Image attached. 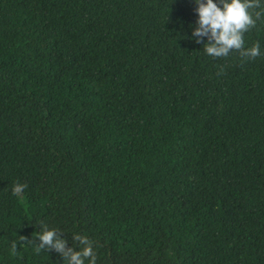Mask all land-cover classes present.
<instances>
[{"label":"trees","instance_id":"trees-1","mask_svg":"<svg viewBox=\"0 0 264 264\" xmlns=\"http://www.w3.org/2000/svg\"><path fill=\"white\" fill-rule=\"evenodd\" d=\"M197 7L0 0V264H64L41 221L97 264H264V19L214 59Z\"/></svg>","mask_w":264,"mask_h":264},{"label":"clouds","instance_id":"clouds-1","mask_svg":"<svg viewBox=\"0 0 264 264\" xmlns=\"http://www.w3.org/2000/svg\"><path fill=\"white\" fill-rule=\"evenodd\" d=\"M198 5L196 27L192 32L195 42L204 43V52L212 58H227L233 51L238 52L243 60H254L261 55L260 44L256 42L251 47H245L244 34L255 28L257 21L264 19V4L261 0H194ZM222 6V7H221ZM259 9V11H257ZM27 184L15 182L13 194L20 195ZM40 231L35 233V239L28 240L24 236L19 241L34 244V251H55L63 257L64 264H97L94 242L87 236L74 234V246L68 247V240L62 238V232L50 229L41 221ZM38 239V243H37ZM79 247V251L76 250ZM11 254L17 255V242L11 245Z\"/></svg>","mask_w":264,"mask_h":264}]
</instances>
